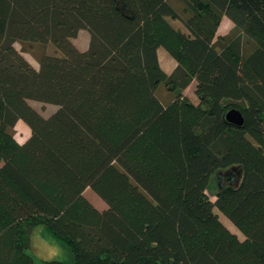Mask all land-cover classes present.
Instances as JSON below:
<instances>
[{
    "label": "trees",
    "instance_id": "1",
    "mask_svg": "<svg viewBox=\"0 0 264 264\" xmlns=\"http://www.w3.org/2000/svg\"><path fill=\"white\" fill-rule=\"evenodd\" d=\"M38 226L72 264H264V0H0V264H62Z\"/></svg>",
    "mask_w": 264,
    "mask_h": 264
},
{
    "label": "rangeland",
    "instance_id": "2",
    "mask_svg": "<svg viewBox=\"0 0 264 264\" xmlns=\"http://www.w3.org/2000/svg\"><path fill=\"white\" fill-rule=\"evenodd\" d=\"M168 19L171 21V23H173V25L175 27H177V26L183 27L180 21L172 20L170 18H168ZM229 28L230 27L228 24H226V22L220 23V32L225 33ZM72 42L78 48L86 49L88 44H89V32L86 29H80L78 31L77 35L74 38H72ZM15 45L17 48L20 47L18 43H16ZM160 49H161V51H164L167 54L165 56L167 57L168 60H170V56L168 55L166 50L162 47H160ZM46 51L49 53L58 54V51H56L51 45H48V47L46 48ZM23 54L30 61V63L33 66L38 67V62L30 53L25 52ZM172 60L174 61V59H172ZM161 61L163 63V66L166 67L167 69H169V64H168L167 60H164L161 58ZM194 87H195V80H193L192 84L189 85V87L186 89V93L192 100H197V97L194 93ZM165 94H166L165 88L161 87L160 90H158V96L163 98V96ZM29 103L44 116H49L52 112H54L57 109V105L52 104V103L41 102V101H37V100H33V99H29ZM21 123L24 126L23 128H21L20 125H17V124L15 125V130H16L15 137H17V139H19V140L24 139L25 137H28L30 134L29 127L24 122H21ZM220 184H221V182L219 180V176H218V174H215L211 178V180L209 182V186L207 188V194L211 200L215 199L214 194H215L216 190L218 189V187L220 186ZM83 195H85V197L97 209L102 210V209H105L107 207V204L90 187L85 188V190L83 191ZM214 211L216 213H218L220 220L232 232L236 233L239 238H243L242 233L236 228V226L217 207H214ZM41 235H43V234H41V233L39 234L41 244L38 245V247L36 249V253H34L35 256H37L39 258H46L44 256L46 254H48L50 256V258H47V259L58 260L62 264H72V261H73L72 254L70 253L68 248L62 242L57 240L58 243L50 244ZM29 252L33 253L34 251L29 250Z\"/></svg>",
    "mask_w": 264,
    "mask_h": 264
},
{
    "label": "crops",
    "instance_id": "3",
    "mask_svg": "<svg viewBox=\"0 0 264 264\" xmlns=\"http://www.w3.org/2000/svg\"><path fill=\"white\" fill-rule=\"evenodd\" d=\"M222 22H226V24H228L229 25V27L231 28L232 26H233V23H232V21L227 17V16H223L222 17V20H221V23ZM229 28V29H230ZM228 29V30H229ZM227 30V31H228ZM226 31V32H227ZM225 32V33H226ZM217 34H224L223 32H220V26H219V28H218V31H217ZM157 54H158V59H159V63H160V65H161V67L167 72V73H170L171 71H172V69L175 67V65H176V62H175V60L173 61L172 59V57L170 56V60H168L167 59V57L165 56V55H167L164 51H161V49H160V47L157 49ZM169 55V54H168ZM161 58L162 59H164V60H167V62H168V64H169V69H167L166 67H164L163 66V63H162V61H161ZM172 58V59H171ZM191 84H192V82H191ZM190 84V85H191ZM189 87V86H188ZM187 87V88H188ZM185 93H186V89H185ZM21 122H23L21 119H19L17 122H16V124L17 125H20L21 126V128H23L24 126H23V124L21 123ZM28 135V134H27ZM26 138L27 137H25L24 139H21V140H19V139H17V137H16V139L19 141V142H24L25 140H26ZM43 234V235H41L42 237H44V239H46V241H48V243H50V244H54V243H58V241H57V239L55 238V237H53L51 234H50V232L45 228V227H43V226H38V227H36V228H34V230H33V232H32V236H31V246H30V250H32V251H34L33 252V254L34 253H36V249H37V247H38V245L39 244H41V241H40V238H39V234ZM35 255V254H34ZM44 257H46V258H50V256L48 255V254H46Z\"/></svg>",
    "mask_w": 264,
    "mask_h": 264
},
{
    "label": "water",
    "instance_id": "4",
    "mask_svg": "<svg viewBox=\"0 0 264 264\" xmlns=\"http://www.w3.org/2000/svg\"><path fill=\"white\" fill-rule=\"evenodd\" d=\"M225 119L235 125H242L244 121L241 111L237 108L229 109L225 114Z\"/></svg>",
    "mask_w": 264,
    "mask_h": 264
}]
</instances>
